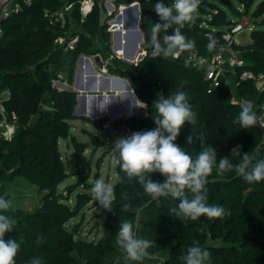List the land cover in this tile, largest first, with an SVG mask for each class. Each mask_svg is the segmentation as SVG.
<instances>
[{
    "label": "trees",
    "instance_id": "16d2710c",
    "mask_svg": "<svg viewBox=\"0 0 264 264\" xmlns=\"http://www.w3.org/2000/svg\"><path fill=\"white\" fill-rule=\"evenodd\" d=\"M214 1L220 2L200 0L195 22L180 29L194 41L191 49L204 55L213 51L206 48L207 34L213 33L219 38L241 14H248L255 0H238L242 8L233 7L231 0L228 5L223 4L235 19ZM133 2H138L140 8L141 47L145 55L136 64L114 57L106 66L108 71L128 79L133 92L145 104V112L141 116L120 118L112 124L117 128L123 126V132L128 134L154 128L156 100L184 90L197 113V122L195 125L185 122L181 126L175 141L178 145L193 155L212 145L217 150V163L221 156L230 155L237 145L241 152L255 153L257 145H264L260 144L259 124L241 128L240 105L230 101L227 86L220 85L207 92L200 66L184 64L170 56H151V26L159 21L153 8L156 0H115L114 4ZM60 4L61 0H32L30 5L21 3L20 9L1 24L0 97L4 93L5 96L0 98V122L5 120L14 127L9 137L0 133V195L8 199L2 188L17 176L36 186L38 192L44 191L39 205L32 210L15 208L6 212L16 223L11 232L5 233V239L9 236L17 240L23 238L15 264H26L35 256L42 257L43 264H125L117 258L120 245L116 241L123 219L134 222L139 237L155 241L148 250L149 255L163 257L161 264H184L180 257L186 254L189 246L197 243L210 249L211 264H264V180L249 183L234 170L220 173L216 166L207 177L206 188L208 202L222 204L226 209L227 214L222 217L202 214L196 220H180L170 211L177 206L179 198L161 196L153 199L137 178L129 179L124 174L118 158L112 207L104 209L95 201L97 212L104 215L101 236L97 240H88L69 223L94 198L90 191L92 184L86 183L88 174L81 162L87 145L70 135V121L75 118V92L55 87L54 81L62 71L69 83L80 55L106 54L103 57H107L111 50L110 34L101 19L99 4L95 2L92 11L80 22L78 0H73L72 16L80 23L77 28L80 39L73 50L62 52L54 43L58 28L49 26L42 16L43 8L54 9ZM263 14L264 0H261L252 16ZM260 23L264 24V18ZM176 27L172 25L161 30L159 38L162 40L165 32L172 34ZM250 33L248 43L233 44L241 50L245 61L244 66L236 70L264 74V31L252 28ZM97 36L101 48L94 47L93 38ZM237 80L234 78L233 82ZM234 90L236 96L251 101L252 110L259 115L264 88L258 90L253 80L242 79L234 85ZM198 132L204 133L203 141ZM188 136L192 139L187 140ZM60 139L70 141L76 160V181L66 186L64 192L57 191V186L68 175L58 148ZM240 158L230 156L234 163ZM256 158H264V146ZM152 175L154 179H164L159 172ZM80 185L88 191L77 193L73 205L69 204L68 197L73 188ZM185 192L191 196L187 189ZM38 236L43 240L38 242Z\"/></svg>",
    "mask_w": 264,
    "mask_h": 264
},
{
    "label": "clouds",
    "instance_id": "9594fccd",
    "mask_svg": "<svg viewBox=\"0 0 264 264\" xmlns=\"http://www.w3.org/2000/svg\"><path fill=\"white\" fill-rule=\"evenodd\" d=\"M199 2L200 0H172L171 3H166L165 0H156L153 8L159 21L151 26V56L167 57L176 49L194 47V41L187 38L180 29L195 22ZM172 25L177 26L174 32H165L161 40L158 34ZM207 37L206 48L212 51L217 44L216 37L213 33H208ZM155 109L154 128L125 134L115 141L114 148L119 153L120 169L129 179L137 178L144 191L153 199L161 196L179 198L177 206L170 210L175 213V217L180 220H196L202 214L208 217L227 214L222 204L208 202L206 183L213 166L220 173L234 170L249 183L264 180V158H256L264 145H257L253 154L241 152L237 145L230 155L221 156L217 163V150L214 146L203 147L193 155L175 142L185 122L191 125L197 122V113L190 103L187 91L180 90L168 96H160L155 102ZM240 109L238 119L241 128H249L257 123L264 126V119L259 118L250 105L242 103ZM198 136L203 141L204 133L198 132ZM191 139V136L187 137V140ZM232 155L241 158L234 163L230 159ZM154 172L162 174L164 179H154ZM185 189L191 196L186 194ZM90 191L94 201L104 209L112 207L115 193L112 182L102 177L95 179ZM12 207L13 202L0 195V264H15V257L23 240L11 236L5 239V233L11 232L16 223L12 216L6 214ZM42 240L43 237H37L38 242ZM116 241L125 252V264L128 261H143L149 255V248L155 243L152 239L139 237L131 219L120 220ZM180 259L184 264H211V251L197 243L189 246ZM26 264H43V259L35 256Z\"/></svg>",
    "mask_w": 264,
    "mask_h": 264
},
{
    "label": "built area",
    "instance_id": "2783aa9c",
    "mask_svg": "<svg viewBox=\"0 0 264 264\" xmlns=\"http://www.w3.org/2000/svg\"><path fill=\"white\" fill-rule=\"evenodd\" d=\"M31 2L32 0H0V35L2 22L10 15L17 12L20 9L21 3L30 5ZM95 2L99 4L101 19H103L104 23L106 24L105 29L106 32L110 34V42L113 48V36L119 31V28L114 26L116 17L123 7H126L132 3L115 6V0H78L80 22H83L86 16L92 11ZM72 9L73 0H61V4L57 8L51 9L49 7H45L42 9V16L47 21V24L49 26L58 28V35L56 36L54 43L62 50V52L73 50L77 46L80 39L77 32V28L80 23L77 22L75 18H73ZM114 15L115 17H113ZM248 22V18L241 14L232 24L229 25L227 29H225L220 34L219 38H216L217 44L210 54L204 55L197 49H176L169 56L172 59L183 62L184 64L200 66L203 71V79L207 82V92H212L220 85H224L229 89L230 101L232 103L239 105L246 103L252 107L251 101L236 96L234 90V85L238 83V80L242 79L253 80L255 87L258 90H263L264 88V74H253L250 70L244 69L241 71L236 70L237 68L243 67L245 61L242 58L241 50L233 46V44L239 43L235 41L234 37L243 30L249 31L252 29L251 26H248ZM142 43L143 40L138 51L145 55V51L141 47ZM114 49L117 48H113V52L109 53L107 57H104L105 62L100 68L101 73L107 72L106 64L114 57L124 59V56H120V54H118V52ZM134 62L137 63L138 61L134 60ZM234 78L238 79L235 81V83L233 82ZM258 117L264 119V100L260 105ZM99 120L100 118H98V116L95 117V121L97 122L99 129L103 130L107 134L108 138H113L111 149L113 151H117L114 148V145L115 141L124 135L122 130L123 126L121 128H117L108 120H103L100 122ZM5 126L8 128V124L5 123ZM259 126L261 127V144L264 143V126H261L260 124ZM12 132L8 133V135H5V137H9Z\"/></svg>",
    "mask_w": 264,
    "mask_h": 264
},
{
    "label": "rangeland",
    "instance_id": "374dc122",
    "mask_svg": "<svg viewBox=\"0 0 264 264\" xmlns=\"http://www.w3.org/2000/svg\"><path fill=\"white\" fill-rule=\"evenodd\" d=\"M261 0H255L248 14L245 15L248 18V26H251L253 29L263 30L264 24L260 23V19L264 18V14L259 17L252 16V12L256 9L257 5ZM217 7L222 8L226 11L227 15L231 19H235L234 15L231 14L230 10L227 6L221 4L219 1H214ZM231 4L233 7H240V3L238 0H231ZM117 14V13H116ZM115 14V15H116ZM196 14L198 12L196 11ZM115 15L113 17H115ZM103 21V19H102ZM140 24V22H139ZM140 26V25H139ZM140 28V27H139ZM141 32L142 31V28ZM250 30H243L237 35H235L234 39L236 42L241 44L248 43L250 41ZM111 40V37H110ZM94 47L98 48L100 46L101 41L97 37L93 38ZM110 50L113 52V48L110 42ZM120 56H124L122 52L119 53ZM106 55V54H105ZM103 55V56H105ZM125 59V58H124ZM128 64H136L131 61H124ZM55 87L65 89L66 87L60 86L59 84L54 83ZM58 85V86H56ZM5 93L1 95L4 97ZM0 97V98H1ZM1 101V99H0ZM5 120L1 122L0 125V133L2 135H8V133L12 132L13 124H8V128L5 126ZM94 127V126H92ZM70 134L74 136L77 141L83 142L87 145L84 152L82 153L81 162L88 167V179L86 181L87 184H93L95 179L104 178L108 182L114 183V177L116 174V164L119 158L118 151H113L111 149V144L113 138H108L107 134L103 130H97V137L99 138L98 144L94 145L90 141V138L83 134L80 130H71ZM59 152L61 154L62 162L65 166L67 177L57 186L58 192H64L66 186L74 184L76 181V160L74 156V149L69 140H59L58 144ZM95 148V149H94ZM99 163V168H97V164ZM88 191L87 187L75 186L73 188L72 193L68 197V203L73 205L74 199L77 193ZM2 193L8 195V199L13 202L12 209L18 208L23 210H32L35 206L39 205L40 199L44 193V191L38 192L36 186L30 184L23 177L17 176L10 183L6 184L2 188ZM93 197V196H92ZM104 219V215L99 214L97 212V207L95 206V201L92 199L83 209L82 211L75 216L74 218L69 220V223L72 226H75L81 235H83L88 240H97L102 233V222ZM97 223V226L95 225ZM125 252L123 248L120 246V254L117 257L118 259L124 260ZM163 257H160L158 254L156 255H148L145 257L143 261H128L133 262L135 264H161Z\"/></svg>",
    "mask_w": 264,
    "mask_h": 264
},
{
    "label": "crops",
    "instance_id": "0c3cea01",
    "mask_svg": "<svg viewBox=\"0 0 264 264\" xmlns=\"http://www.w3.org/2000/svg\"><path fill=\"white\" fill-rule=\"evenodd\" d=\"M114 37L118 39L117 33ZM125 45L128 47L130 42H126ZM99 48H101V44ZM114 50L118 54L121 52L117 49ZM94 56L86 54L80 55L75 61L72 80L68 83L64 78V73L60 71L58 73V79L54 83L60 86L70 87V90L75 92L76 104L73 110L75 118L70 121V131L80 130L90 138L92 144L97 145L99 141L97 130L100 129L95 121V117L98 116L100 119L104 118L114 123L120 118L141 116L145 111L140 112V109L145 108V104L138 99L134 92L132 93L125 87L123 83V79H126L125 77L112 73L108 69L106 73H101L100 68L104 64L105 59L99 54V60L96 61L94 60ZM115 58L121 61L127 60L119 57ZM65 62L63 63V69H65ZM126 80L128 81V79ZM97 168H99V165H97Z\"/></svg>",
    "mask_w": 264,
    "mask_h": 264
},
{
    "label": "water",
    "instance_id": "95a60500",
    "mask_svg": "<svg viewBox=\"0 0 264 264\" xmlns=\"http://www.w3.org/2000/svg\"><path fill=\"white\" fill-rule=\"evenodd\" d=\"M220 2L222 4H226V5L229 4V0H220ZM122 10L126 13L129 12L128 13L129 18L127 20L129 22L126 23V27L131 30L130 31V35H131L130 45L128 47H126V49H125L124 58L131 61V62H134V60L140 61L144 54L142 52L138 51L140 48V44L143 40V34L139 28V19H140L139 4L137 2L132 3L126 7H123ZM120 37H121V32L118 31L117 32L118 41H120ZM94 60H96V61L99 60V55H95ZM123 83H124L125 87L133 93V91L130 88V85L126 79H123ZM64 87H66L65 89H68V90L71 89L70 87H67V86H64ZM144 111H145L144 107L140 109V112H144ZM88 167L89 166L85 167V173L86 174H88Z\"/></svg>",
    "mask_w": 264,
    "mask_h": 264
},
{
    "label": "bare ground",
    "instance_id": "6f19581e",
    "mask_svg": "<svg viewBox=\"0 0 264 264\" xmlns=\"http://www.w3.org/2000/svg\"><path fill=\"white\" fill-rule=\"evenodd\" d=\"M129 12H124L123 10H120L119 15H117L116 20H115V25L117 28H119V31L121 32V41L119 42L116 37L113 36V46L114 48H117V50H120L123 54L125 53L126 45L125 43L130 42V29L126 27V23L129 21ZM137 105V104H136ZM135 105V106H136Z\"/></svg>",
    "mask_w": 264,
    "mask_h": 264
}]
</instances>
